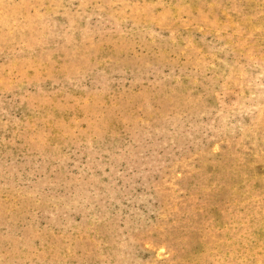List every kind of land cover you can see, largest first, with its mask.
I'll use <instances>...</instances> for the list:
<instances>
[{"label":"rangeland","instance_id":"rangeland-1","mask_svg":"<svg viewBox=\"0 0 264 264\" xmlns=\"http://www.w3.org/2000/svg\"><path fill=\"white\" fill-rule=\"evenodd\" d=\"M0 264H264V0H0Z\"/></svg>","mask_w":264,"mask_h":264}]
</instances>
